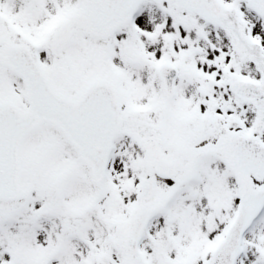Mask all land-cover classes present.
<instances>
[{"label": "snow or ice", "instance_id": "1", "mask_svg": "<svg viewBox=\"0 0 264 264\" xmlns=\"http://www.w3.org/2000/svg\"><path fill=\"white\" fill-rule=\"evenodd\" d=\"M0 264H264V0H0Z\"/></svg>", "mask_w": 264, "mask_h": 264}]
</instances>
